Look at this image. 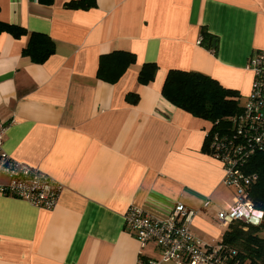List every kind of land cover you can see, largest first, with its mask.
I'll return each mask as SVG.
<instances>
[{
  "label": "crops",
  "instance_id": "0c3cea01",
  "mask_svg": "<svg viewBox=\"0 0 264 264\" xmlns=\"http://www.w3.org/2000/svg\"><path fill=\"white\" fill-rule=\"evenodd\" d=\"M69 1L0 0L1 22L55 46L37 64L21 54L27 36L0 35L2 149L63 186L52 210L0 195V264H137L139 245L124 229L130 207L165 220L181 204L194 213L193 236L218 244L227 228L216 215L234 194L222 184V163L203 150L210 123L161 89L179 70L248 97L245 65L264 49V0H96L86 11L65 9ZM114 51L135 61L107 83L96 76L99 58ZM145 64L155 74L141 84ZM143 257L160 254L149 244Z\"/></svg>",
  "mask_w": 264,
  "mask_h": 264
},
{
  "label": "built area",
  "instance_id": "2783aa9c",
  "mask_svg": "<svg viewBox=\"0 0 264 264\" xmlns=\"http://www.w3.org/2000/svg\"><path fill=\"white\" fill-rule=\"evenodd\" d=\"M245 69L253 74L250 94L241 114L233 120L231 136L218 135L210 140L209 148L224 169L222 184L233 190L232 203L221 209L216 221L228 227L234 222L259 225L264 213L256 209L250 190L258 175L248 170L249 161L264 151V49L254 51ZM6 127L0 121V195L25 201L45 210L55 208L62 184L37 168L18 162L2 149ZM209 201L203 203L207 208ZM194 213L176 204L165 220H158L143 210L130 207L124 216V229L139 245L137 264H230L224 247L207 245L195 238L190 230ZM151 244L160 254L159 261H144L143 250Z\"/></svg>",
  "mask_w": 264,
  "mask_h": 264
},
{
  "label": "trees",
  "instance_id": "16d2710c",
  "mask_svg": "<svg viewBox=\"0 0 264 264\" xmlns=\"http://www.w3.org/2000/svg\"><path fill=\"white\" fill-rule=\"evenodd\" d=\"M40 4L51 6L54 0H38ZM97 6L96 0H71L64 4L65 9L90 10ZM9 34L15 39L27 36L22 56L29 57L33 63L41 64L54 53V42L41 33H28L26 29L0 21V35ZM203 42L211 49L213 38L202 33ZM213 49V48H212ZM135 57L130 52L114 51L99 58L96 76L107 83L116 82ZM155 65L145 64L138 75L141 84L154 78ZM162 96L174 107L210 123L205 136L203 150L211 157L209 144L214 134L231 136L234 132L233 120L242 112L234 90L223 88L216 80L194 72L170 70L164 80ZM126 100L135 104L138 96L127 95ZM216 159V158H215ZM248 170L258 175V181L250 190L254 207L264 213V151L255 154L249 161ZM218 242L224 247L230 264H264V216L259 225H245L234 222L226 227Z\"/></svg>",
  "mask_w": 264,
  "mask_h": 264
},
{
  "label": "rangeland",
  "instance_id": "374dc122",
  "mask_svg": "<svg viewBox=\"0 0 264 264\" xmlns=\"http://www.w3.org/2000/svg\"><path fill=\"white\" fill-rule=\"evenodd\" d=\"M248 97L245 96H238V102L240 104V106H244V104L246 103Z\"/></svg>",
  "mask_w": 264,
  "mask_h": 264
},
{
  "label": "water",
  "instance_id": "95a60500",
  "mask_svg": "<svg viewBox=\"0 0 264 264\" xmlns=\"http://www.w3.org/2000/svg\"><path fill=\"white\" fill-rule=\"evenodd\" d=\"M212 45L215 46V42L214 41L212 42Z\"/></svg>",
  "mask_w": 264,
  "mask_h": 264
}]
</instances>
